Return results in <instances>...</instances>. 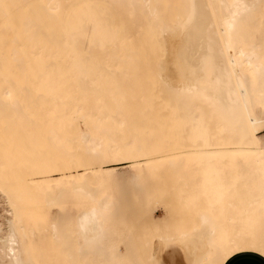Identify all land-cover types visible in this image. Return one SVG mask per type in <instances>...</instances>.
<instances>
[{
  "label": "bare ground",
  "instance_id": "6f19581e",
  "mask_svg": "<svg viewBox=\"0 0 264 264\" xmlns=\"http://www.w3.org/2000/svg\"><path fill=\"white\" fill-rule=\"evenodd\" d=\"M91 1L130 13L125 42L74 43L67 18ZM112 71L133 86L128 96ZM162 151L192 224L154 238L151 257L223 264L227 234L250 241L227 217L236 192L264 224V0H0V264H25V216L69 193L93 202L74 215L78 248L106 250L111 203L94 187L109 177L94 173L114 156L141 179Z\"/></svg>",
  "mask_w": 264,
  "mask_h": 264
},
{
  "label": "rangeland",
  "instance_id": "374dc122",
  "mask_svg": "<svg viewBox=\"0 0 264 264\" xmlns=\"http://www.w3.org/2000/svg\"><path fill=\"white\" fill-rule=\"evenodd\" d=\"M109 7L114 12L112 20L105 22V26L100 30L99 28L94 30L102 36L117 37L119 35L120 40L125 42V37L131 32L128 26V18L131 15L124 9L117 11ZM104 16L103 13L102 17ZM92 17L95 16L90 14L89 18ZM95 18H98V15ZM109 76L113 82L121 83L120 89H125V96H128L133 89L130 82L125 86L122 77H118L115 71H112ZM85 134L89 136L86 130ZM104 147L105 153L108 154L106 141ZM164 154L166 153L163 151L156 153L157 164L147 168L141 174V179H138L137 168L133 163L121 162L114 156L104 158L103 165L107 168L105 174L94 173V177H109L104 183L95 184V198L100 203L105 201L111 203L110 219L107 224L109 232L105 240L106 250L100 253L80 250L75 241L77 233L74 228V215L77 209L93 205L91 200L85 199L82 195L69 193L55 205L47 206L42 201L40 205L32 208L31 216H25L28 217L25 219V225L29 231L24 245L26 251L23 253L25 264H157L155 258L151 257L154 238L166 233L175 237V234H179L180 231H184L183 228L192 224V215L186 210L190 202L186 204L178 198L177 190L181 184L177 177L180 173L172 170L167 165V161H161V159H167ZM160 155L163 157H159ZM50 178L53 183H58L63 175L56 171ZM37 180L41 179L37 178ZM236 184L238 188L245 191L241 177L238 176ZM166 191L169 193V198H165L163 194ZM241 193L242 191L234 194L235 206L228 210L227 217L231 218L230 227L239 226L244 233L241 237H247L250 241L240 244L235 239L236 234H227V242L230 244L228 250L233 252L230 257L237 253L252 252L264 256L255 245L263 235L261 232L264 224L262 225L256 210L248 206ZM4 208L5 205L0 199L1 221L5 214ZM161 208L168 210L165 218ZM153 209L154 213H151ZM55 224L58 229L56 232L52 230ZM237 244H240L241 248H238ZM173 253H175L174 250L164 253L170 264H176V258H178L177 254ZM27 254L31 255V261H27ZM174 257L176 260L173 259Z\"/></svg>",
  "mask_w": 264,
  "mask_h": 264
},
{
  "label": "crops",
  "instance_id": "0c3cea01",
  "mask_svg": "<svg viewBox=\"0 0 264 264\" xmlns=\"http://www.w3.org/2000/svg\"><path fill=\"white\" fill-rule=\"evenodd\" d=\"M105 14L102 17V14ZM93 14L95 17L89 18ZM114 12L104 3L91 1L75 7L66 21V30L75 44L81 47L98 48L112 37L96 33L94 28H103L105 22H110ZM100 41H99V40ZM250 252V251H245ZM223 264H264V256L255 252L237 253L229 257Z\"/></svg>",
  "mask_w": 264,
  "mask_h": 264
}]
</instances>
